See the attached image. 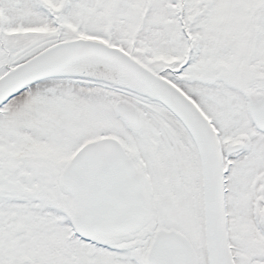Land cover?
Wrapping results in <instances>:
<instances>
[{
    "label": "snow or ice",
    "instance_id": "1",
    "mask_svg": "<svg viewBox=\"0 0 264 264\" xmlns=\"http://www.w3.org/2000/svg\"><path fill=\"white\" fill-rule=\"evenodd\" d=\"M0 264H264V0H0Z\"/></svg>",
    "mask_w": 264,
    "mask_h": 264
}]
</instances>
